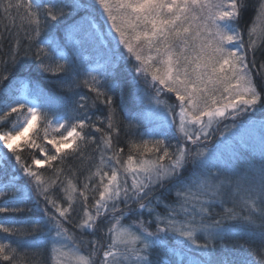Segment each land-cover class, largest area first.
Returning a JSON list of instances; mask_svg holds the SVG:
<instances>
[{
  "label": "snow or ice",
  "instance_id": "1",
  "mask_svg": "<svg viewBox=\"0 0 264 264\" xmlns=\"http://www.w3.org/2000/svg\"><path fill=\"white\" fill-rule=\"evenodd\" d=\"M245 6L244 0H91L90 5L79 2L67 5L63 0H0V11L8 21L5 27L15 28L17 19L20 21L18 27L28 40L25 55L34 43L32 55L42 72L59 77L69 90L83 86L94 94L79 95L72 109L79 115L65 114L55 121L49 117L47 105H37L29 98L42 94L31 82H21L18 96H13L12 90L5 92L3 95L11 97L10 103L0 98V126L10 125L9 130L0 132V151L7 149L14 154L13 171L18 165L34 186L17 187L11 201L23 203L35 190L46 205H51L54 214L50 215L45 207L47 219L33 221L31 231H40L41 224H52L49 232H55L53 264L72 261L75 264H253L248 257L256 255L257 249L252 247L256 243L264 255V134L259 162L243 171L235 165H225L213 172V168L219 167L216 163L219 158L202 143L214 123L225 119L235 121L255 111L257 105L264 106V94L258 90L253 75L255 71L264 78V63L257 68L255 59L259 44L264 43V3L259 6L257 23L248 29L247 41L238 27ZM66 7L94 8L103 22L110 25L99 30L95 16L89 14L88 30L77 23L64 31L62 43L41 41L42 28L55 29L65 17ZM94 38L101 41L106 51L101 53L94 48L95 56L84 55L82 44ZM109 43L113 46L108 47ZM19 52L17 40L10 55L13 65L18 62ZM121 61L132 62V68L128 69L134 74L132 83L138 88L143 81L149 104L156 108L163 106L165 118L180 133L182 142L170 145L166 142V132L156 134L160 139L141 136L138 142L130 140L129 154L121 161L124 150L113 149V133L118 135L120 130L110 95L118 87L115 69ZM92 62L94 66H90ZM3 79H8V75ZM165 92L173 93L178 104L169 105L162 98ZM98 101L108 107V114L96 120L108 131L97 126L88 115ZM13 113L15 120L9 121ZM38 121L44 125L40 129L43 139L54 152L35 144L27 135L30 130L36 132ZM87 128L101 133L99 162L95 171L85 178L83 189L66 177L61 186L65 207L51 195L63 169H54L57 177L46 180L32 165L22 161L17 154L22 150L17 142L23 139L26 145L38 148L43 154V158H34L32 164L47 162L51 166L67 155L80 154L82 144L95 142V137L85 132ZM49 129L59 133L58 138L53 135L49 139ZM5 156L0 155V167ZM189 165L191 174L174 189V202H165L159 196L153 198L157 186L178 180ZM93 178L96 184L91 190H98L91 206L94 211L89 209L87 195ZM16 179L12 175L7 183H0V199L5 196L4 189L15 186ZM77 195L83 214L76 226L95 234L98 222L107 217L106 244L99 240L77 242L74 234L64 227ZM228 202L232 207H227ZM133 204L136 208H132ZM216 206L222 207V213L214 214ZM159 207L164 212L158 211ZM22 210L3 200L0 214L5 215L0 219V233L29 234L25 228L14 227L15 221L7 215ZM145 213L148 219L144 218ZM129 215L138 219L124 224ZM169 235L180 237L183 250L177 252L168 247ZM81 243L92 246L87 254L81 252ZM157 249L164 254L153 259ZM192 252L197 255H190ZM0 259L8 264H23L21 253L11 243L0 242Z\"/></svg>",
  "mask_w": 264,
  "mask_h": 264
},
{
  "label": "trees",
  "instance_id": "2",
  "mask_svg": "<svg viewBox=\"0 0 264 264\" xmlns=\"http://www.w3.org/2000/svg\"><path fill=\"white\" fill-rule=\"evenodd\" d=\"M76 2H79L83 5H90L91 0H63L64 4L73 5ZM245 7L242 10L238 27L239 30L244 35L245 41L248 38V29H250L253 24H256V16L259 11V6L261 3H264V0H244ZM65 17L62 18V21L57 25L55 29L52 28H42L41 30V41L55 40L58 43H62L61 36L64 31L77 21H83L85 24V29L89 28V14L95 16L96 24L99 30H106L109 24L103 22V18L99 15L98 11L94 8H78L74 9L73 7L65 8ZM84 18V19H82ZM20 21L17 19V27H8L5 26L8 24L7 19L3 16L2 11H0V98L6 102H11V97L3 95L5 92L12 90L13 96H18L19 89L21 87V82H31L33 85L38 86L41 89L42 94L40 96H32L35 99H38L43 104L57 102L61 103L64 100L70 99V91L63 87L61 84L60 78L52 76L48 73H44L40 70L38 62L35 60L32 52L35 50V45L33 43L32 50L28 52V55H25V50L28 49V40L25 37L24 31L18 27ZM19 40L20 43V52L18 55V62L13 65L10 60V55L15 51V43ZM91 44L100 50L101 53L105 52L106 49L99 39L94 38L90 41ZM111 43L108 44V47H112ZM247 47V45H245ZM122 48V46H121ZM126 52V49H123ZM67 51V50H66ZM252 58L251 52H249V59ZM256 67L258 68L261 63H264V43H260L256 52ZM251 67V65H250ZM132 68V62H123L119 63V66L115 69V81L118 84V87L110 93L113 99V106L115 107V123L119 128V134L113 133V149L122 148L124 151L120 154L121 161L123 162L127 155L129 154L130 140L139 141L140 132L143 131L145 123L139 118L138 114L143 111V106L140 101L141 92L144 91L143 81H141L140 86L137 88L132 83L133 73H130L128 69ZM7 74L8 79H3V76ZM258 90L264 94V78L260 75H257L255 71L253 72ZM83 79V78H81ZM82 91L86 96L92 97L93 93H90L88 89L81 86ZM152 94V90H148ZM162 98L167 100L169 105H177L175 96L173 93H163ZM48 107V105H47ZM178 111V109H177ZM49 112V111H48ZM108 114V107L99 101L97 102L96 108H91L88 111V115L92 117L93 122L97 123V126L104 127L105 131H108L105 125H101L99 121L96 120V117H106ZM77 114H73L75 116ZM15 115L12 114L8 117L9 121L15 120ZM131 123L132 127H129ZM10 128L9 124H4L0 126V131L8 130ZM173 129V126H172ZM249 130V131H248ZM253 130L259 133L258 137H250L248 142H244L242 135L248 131ZM85 132L90 134L92 137H95V142H87L81 149L80 154H75V159L72 161V157H67L63 159H58L55 162H52L51 166L47 164L46 166L39 168L38 166L32 164L34 158L40 157V150L24 146L22 150L18 151L17 154L21 156L23 162L32 165L34 171H39L41 175L46 179H55L57 173L54 169L62 168L63 172L59 174V177L56 182V186L51 190V195L59 201L60 204L67 207V202L64 199V193L61 191L62 183L65 182L66 177L71 178L78 188L83 189L85 183V178L90 176L92 172L95 171V166L99 162L100 148L101 145V133H97L94 129L87 128ZM176 143L182 142L180 139V133L175 131ZM264 134V106L257 105L255 111H250L245 113L233 121L232 119H225L220 121L219 124L214 123L210 134L206 140L202 143L206 144L208 149L216 154H220L224 163H218L219 167L212 169L213 172L220 171L225 165H235L239 171H243L249 165L259 162V153L261 149V136ZM233 150L234 154H228V151ZM2 155H5L3 159V167H0V183H7L9 177L15 175L17 177L15 186L10 185L7 189H4L5 196L0 199V204L3 203V200H9L10 205L18 204L15 201H11L12 193L17 191V187H23L27 185L28 188H34V186L29 182V179L23 175L19 170L17 165L16 171H13L14 154L9 152L7 149H3ZM89 154V159L88 158ZM112 151L109 150L107 155H111ZM139 159V157H137ZM89 160L88 162L84 160ZM192 167L189 165V168L183 173V175L178 180L167 181L164 184V187L157 186L153 198L159 196L162 200L168 203L175 201L174 189L180 185L184 180H187L191 174ZM96 184L95 178L92 179L89 184L88 195V205L89 209L94 203V197H98V190L93 192L91 189L93 185ZM19 195V193H17ZM20 204V203H19ZM24 209L18 213H10L9 215L14 221V227L17 228H32V222L37 220H46L47 217L43 212V209L47 207L49 209V214H54V210L51 205H46L43 197L37 196L35 190L30 193V196L24 200L22 203ZM120 207L123 209L124 204L121 203ZM227 207H232L230 202L227 203ZM132 208H136V205L133 204ZM83 213V207L80 201L79 195L76 196V203L73 205V212L71 213L69 220L64 223V227L69 230L70 233L74 234L77 242L80 241H92L99 240L102 244L107 243V237L105 236V231L107 230V217L102 218L98 222V230L95 234L92 233V230H82L76 225L80 222V214ZM158 211L164 212L162 207L158 208ZM223 209L220 206L214 208L215 213H222ZM3 215L0 214V219L3 218ZM119 215V213H117ZM144 218L148 219L147 213L144 214ZM218 218V216L216 217ZM138 217L136 215H129L123 220L124 224H129L132 220H136ZM53 226L51 223L47 225L41 224L40 231L42 234H39L40 231L32 232L28 230L29 234L24 236H16L0 233V241L4 242L11 241V245L14 247L18 241H21L22 244H26L31 238L38 237L43 240L55 236V232H49ZM154 230V226H153ZM42 236V237H41ZM11 239V240H10ZM180 237L169 235L168 237V247L170 249L175 248L177 252L183 250L182 246L179 245ZM203 242V240H201ZM7 243V242H4ZM257 250L259 249V244L252 245ZM92 246L87 243H81L80 249L81 252L87 254ZM19 250V249H17ZM20 253V252H19ZM157 254L163 255L162 250L157 249L153 254V259L156 258ZM192 256H196L195 252L190 253ZM22 261L24 257L21 256ZM258 259L260 264L264 261V255H262L258 250ZM30 262V261H28ZM0 264H8V262L0 259ZM24 264V263H23ZM29 264V263H27ZM30 264H33L30 262Z\"/></svg>",
  "mask_w": 264,
  "mask_h": 264
},
{
  "label": "rangeland",
  "instance_id": "3",
  "mask_svg": "<svg viewBox=\"0 0 264 264\" xmlns=\"http://www.w3.org/2000/svg\"><path fill=\"white\" fill-rule=\"evenodd\" d=\"M82 22L83 21H77L73 25L79 23L85 29V24L83 25ZM109 25H110V22H109ZM88 29H85V30H88ZM81 48H82V52L84 55L91 54V55L95 56V51L93 50L95 47L91 44V42L86 41L84 44H82ZM90 66H94V62H92L90 64ZM81 78H83V76ZM63 87H65L66 89L69 90V88L66 85H64ZM69 91H70V97H69L70 99L64 100V102H61V103H57V102L47 103L48 111H49L48 112L49 117L52 118L54 121L57 117H61L65 114L72 115V116H73V114H77V115L80 114L77 112H73L72 109L75 107V102L79 99V95H85V94L82 91L81 87L74 88V89L69 90ZM29 98L31 100H33L34 103H36L37 105L44 103V102H40L38 99L33 98L32 96H30ZM175 100H176V98H175ZM140 101H141L142 106H143L142 107L143 111L140 114H138V116L145 123V127H144L143 131L140 132V134H139L140 138H141V136H143V139H160L161 137L159 135H156V134L161 133V132H166L167 133L166 142L169 143L170 145H177L178 143H176L175 133L173 132L172 125L169 123V120L165 118L163 106H161L160 108H156L154 105H150L148 99L144 96V91L141 92ZM176 103L178 104L177 100H176ZM13 114L16 116L15 113H13ZM43 126H44L43 123L38 121L36 132H33L30 130L27 135L35 141V144L42 145V146L46 147L47 149H49V152H54V149L52 148V146L47 144V141L45 139H43V132L40 130L43 128ZM3 131H5V130H3ZM3 131H0V132H3ZM60 131H63V129H61ZM248 131H243V132H246L245 134L242 135V139L244 142H248V140H250V137H258L259 133L261 132V130H259V132H255L253 130H250V132H248ZM147 133H153V135H148ZM53 135H55L58 138L59 133H53L52 130L49 129V137L48 138L51 139L53 137ZM17 144L20 145L21 149L24 146H28L30 148L38 149L34 146L26 145L23 139L18 141ZM83 147H86L85 144H82V148ZM65 151L70 152V150H65ZM229 153H230V155L234 154V151L230 150V151H228V154ZM0 155H2L1 151H0ZM215 155H216V157L219 158L216 161L217 164L218 163L219 164L224 163L220 154L215 153ZM74 156H75V154H70V155H67L65 158L72 157V161H73L75 159ZM137 157H139V156H137ZM39 158H43V154L41 152H40ZM87 159H89V154H88ZM84 161L88 162L89 160L85 159ZM165 163H167V161H165ZM47 164L48 163L46 162L44 165H36V166H38L39 168H42V167L46 166ZM10 206L19 207L21 209H24V206L22 203L12 204ZM82 214L83 213L81 211L80 218L82 217ZM28 230H31V228L29 227ZM39 234H42L41 231L39 232ZM54 241H55V236L49 237L45 240L38 238V237H36V238L33 237L26 244H22L21 241H18L19 244L16 243L15 247L17 249H19L18 252L21 253L22 257H24V259H25L23 261L24 264H27V263L30 264V262H32L33 264H53L52 247H53ZM4 242L11 243L12 240L9 242L5 240ZM241 242H243V241H241ZM248 258H249V260H251L253 262V264H260L259 259H258V250H257L256 255L249 256ZM28 261H30V262H28ZM71 264H75V261H72Z\"/></svg>",
  "mask_w": 264,
  "mask_h": 264
}]
</instances>
